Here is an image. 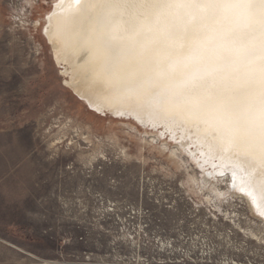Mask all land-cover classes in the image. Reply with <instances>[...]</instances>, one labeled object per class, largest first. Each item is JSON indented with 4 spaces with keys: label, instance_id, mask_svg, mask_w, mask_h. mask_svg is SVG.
I'll use <instances>...</instances> for the list:
<instances>
[{
    "label": "rangeland",
    "instance_id": "rangeland-1",
    "mask_svg": "<svg viewBox=\"0 0 264 264\" xmlns=\"http://www.w3.org/2000/svg\"><path fill=\"white\" fill-rule=\"evenodd\" d=\"M56 1L0 0V264H264L241 165L91 107L42 29Z\"/></svg>",
    "mask_w": 264,
    "mask_h": 264
},
{
    "label": "bare ground",
    "instance_id": "bare-ground-1",
    "mask_svg": "<svg viewBox=\"0 0 264 264\" xmlns=\"http://www.w3.org/2000/svg\"><path fill=\"white\" fill-rule=\"evenodd\" d=\"M262 5L264 0H57L42 29L69 84L91 107L162 125L180 152L192 137L209 158L234 160L241 171L231 173L232 190L244 193L264 220ZM160 34L171 44H151ZM198 166L211 185L212 173Z\"/></svg>",
    "mask_w": 264,
    "mask_h": 264
},
{
    "label": "snow or ice",
    "instance_id": "snow-or-ice-1",
    "mask_svg": "<svg viewBox=\"0 0 264 264\" xmlns=\"http://www.w3.org/2000/svg\"><path fill=\"white\" fill-rule=\"evenodd\" d=\"M72 2L78 5L80 3V0H72ZM262 7H264V5H262Z\"/></svg>",
    "mask_w": 264,
    "mask_h": 264
}]
</instances>
